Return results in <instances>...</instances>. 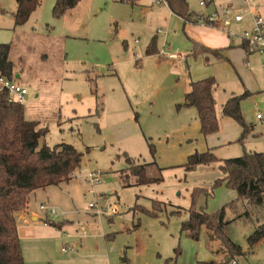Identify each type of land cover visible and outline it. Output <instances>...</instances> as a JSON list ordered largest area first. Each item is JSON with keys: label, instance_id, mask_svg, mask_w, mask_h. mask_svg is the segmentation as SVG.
<instances>
[{"label": "rangeland", "instance_id": "obj_1", "mask_svg": "<svg viewBox=\"0 0 264 264\" xmlns=\"http://www.w3.org/2000/svg\"><path fill=\"white\" fill-rule=\"evenodd\" d=\"M200 1L187 0L193 15L210 13L226 0ZM54 3L41 0L25 23L15 25L16 1L0 0V43L11 45L12 78L27 89L25 117L46 128L41 143H68L82 154L71 179L29 194L37 219L28 216L25 222L16 216L24 264H204L209 256L214 264H222L218 260L228 257L226 249L204 234L195 241L180 232L193 188L208 192L196 197L194 208L209 213L226 206L234 195L223 185L213 188L221 177L214 163L184 169L191 153L205 151L209 134L201 135L196 109L179 104L186 74L189 80L196 78L213 63L216 79L228 81L234 75L248 85L246 71L251 68L257 79L262 74L264 78V54L253 52L248 59L237 46L240 31L252 25L243 0L241 22H232L228 31L208 26L229 36L228 59L203 54L184 59L182 53L191 46L189 35L164 0H80L59 17L52 12ZM154 35L156 51L148 55L145 50ZM247 97L241 107L245 121L255 120L257 113L264 118V95L256 103ZM216 111L220 128L223 114L221 108ZM242 145L221 148L217 156H240ZM127 158L134 165L155 161L163 181L136 184ZM150 169L148 175L158 178L156 168ZM89 172L102 173L94 193L86 181ZM152 200L174 205H162L151 216L141 208L151 210ZM40 203L54 207L56 214L40 210ZM225 212L227 219L233 217L228 207ZM262 216L264 223V209ZM253 229L251 222L240 219L230 225L232 240L243 250L234 258L242 264H264V239L252 247L247 243Z\"/></svg>", "mask_w": 264, "mask_h": 264}, {"label": "trees", "instance_id": "obj_2", "mask_svg": "<svg viewBox=\"0 0 264 264\" xmlns=\"http://www.w3.org/2000/svg\"><path fill=\"white\" fill-rule=\"evenodd\" d=\"M15 1L13 21L15 25H22L39 6L41 0ZM79 1L55 0L52 12L54 16L59 17ZM164 1L170 10L182 17L185 22L196 23L195 15L188 11L186 0ZM154 45L155 38H152L145 53L153 54L156 51ZM240 46L250 49L244 41L240 43ZM10 48V44L0 43V74L8 78L14 75L13 63L8 58ZM207 53L217 59H222L218 51L207 50L198 45H194L190 51L193 56ZM216 90L217 82L212 76L190 81L184 102L179 104L195 107L200 123V133L204 136L215 133L219 129ZM249 95L248 91L233 95L225 101L221 108L224 116L234 119L242 127L240 142L253 128L252 124L245 121L241 112V101ZM46 131L45 127L39 126L37 120L25 117V107L22 103L9 100L7 92L0 90V264H24L15 214L26 207L29 194L36 189L68 181L80 165L82 154L72 145L60 143L49 146L41 143L40 140ZM150 150L154 152L152 145H150ZM126 161L129 163L130 173L134 176L136 184L163 181L162 170L155 161L142 165H134L130 158ZM214 162H219L218 169L222 176L215 179L213 188L223 185L234 190L237 195L226 206L214 213H209L202 208H194L196 197L202 192L207 195L208 192L203 188H193L191 206L186 209L187 218L181 222L180 232L195 241L199 240L202 229L211 232L219 245L228 253L227 259L223 262L226 263L229 259L243 253L242 247L230 236V225L234 220L240 219L253 224L254 229L247 237L250 247L264 239V223L261 222L264 209V152L244 151L240 156L218 159L209 150L195 151L188 156L184 169L190 171L198 165H208ZM151 166L156 168L154 172L158 174V178L148 175L147 171L151 170ZM162 205L167 204L152 200V209L141 208V211L156 216L157 211L162 210ZM225 207L232 211V218H226ZM179 212L180 209L169 213ZM46 223L51 224L49 220H46ZM174 250L176 254H179L180 251L177 248ZM121 261L126 263L127 259L121 257Z\"/></svg>", "mask_w": 264, "mask_h": 264}, {"label": "crops", "instance_id": "obj_3", "mask_svg": "<svg viewBox=\"0 0 264 264\" xmlns=\"http://www.w3.org/2000/svg\"><path fill=\"white\" fill-rule=\"evenodd\" d=\"M225 4H229V5L232 4V5L236 6L237 8L241 9L240 8L241 0H226V1L222 2L221 5H219V7L222 5H225ZM213 6L216 7V4L212 5V8H213ZM255 6H256L257 11L264 18V0H255ZM167 7L170 10L168 5H167ZM243 9H244V7H243ZM170 13L173 15H176L171 10H170ZM180 18L183 20L182 17H180ZM184 28H185L187 34L189 35L190 45H191L189 49H187L185 52L182 53L184 56V59H186L185 57H188L191 55L190 51L193 49L194 45H198V46L203 47L207 50L218 51V53L221 55L222 59L228 57L226 49L230 47L229 43L231 42V40H230L229 36L227 34H225L224 32H222L221 30H218V29L213 28V27H208L207 25H197L196 23L192 24V22H185V21H184ZM155 37L156 36L154 35L152 38H155ZM151 39H150V41H151ZM150 41H149V43H150ZM149 43H148V45H149ZM237 46H239L241 48V50L243 51V53L245 54V56L248 59L250 56L253 55V52H258L256 50L250 48V47H249L250 49H245V48L240 46V43ZM154 47L156 48V43H155ZM262 54H264V53H262ZM205 55H207V57H209L208 55H211V54L207 53ZM246 63H247V66H249V61H246ZM214 64L215 63H213L211 66L206 67V70L202 71L200 75H198L196 78H193L190 80L197 81V80L206 78L210 75H213L211 68L213 67ZM208 65H210V64H208ZM262 69L264 70V68H262ZM253 70L254 69L251 68V69H248L246 71V76L248 77V80H249L248 85H246L247 82H245V81L243 83H241L240 80L238 81L234 75H231L230 78L228 79V81H223L219 77L216 79V77L213 75V77L215 78V80L217 82V91L216 92L219 91V96L217 97L215 95L217 108H219V109L222 108V105L225 103V101L229 97H231L233 95H239L245 91H248L250 93L253 92V95L251 93V95L249 97H250V99H253V101L255 103L259 101L258 97L262 94L264 95V78H263V74H262L261 77L259 79H257L256 72ZM257 72H259V69ZM15 76L18 78L20 76V74H15ZM190 77H191L190 74H186V76H185V91H184L185 93L189 90V82H190L189 78ZM229 82L234 85L233 88L229 87V85H228ZM185 93H184V96H185ZM249 97H247V98H249ZM243 101H245V99H243L241 101V107L243 106L242 105ZM262 101L264 102V98ZM183 102H184V97H183V100L181 101V103H183ZM183 106H190V105H183ZM242 109H243V107H242ZM186 111H191V110H186ZM257 114H260V113H257ZM257 114H256V119L249 122V124L253 125V128L245 136V138L243 139L242 142L239 141V138H240L241 132H242V127L234 119L223 115V117L220 119V123H222V126H220L219 130L216 131L215 133H211L208 135V137H207L208 138V144L206 146L205 151H207V150L211 151L212 150V151H214L213 153L216 154V157L218 159H225V157L223 158V157L217 156L218 151L221 148H225V147H227L226 149H228L227 151H229V147H231L237 143H241V144H243L242 146L245 149V152H264V118L263 117L257 118ZM198 125H199V130H200L199 120H198ZM204 137H206V136H204ZM202 151L204 152V150H202ZM237 154L238 153H236L235 155H227V156H236ZM214 165H215L214 167H218L219 162H214ZM200 166L201 165H199L197 168H199ZM160 168H161V166H160ZM219 174L222 176V173L220 171H219ZM37 190L38 189L34 190L33 193H35V191H37ZM233 195H234V198L237 195L234 190H233ZM158 201L162 202L164 204H167V206H170V207L174 205V204H171L170 201H166V200H158ZM15 216H18V218H22L25 222L27 221L28 216L32 217L33 219L38 218V215L30 209L29 203L26 204V207L23 210L17 212L15 214ZM202 234H204L208 240H213L219 245L217 239L208 230L202 229L200 232V236ZM223 253H224V251H223ZM226 259H227V257L224 254L222 259H220L218 261L221 262V261H224ZM213 260L214 259L213 258L210 259V256H209L208 258L203 259L201 262L204 264H214L215 261H213Z\"/></svg>", "mask_w": 264, "mask_h": 264}, {"label": "built area", "instance_id": "obj_4", "mask_svg": "<svg viewBox=\"0 0 264 264\" xmlns=\"http://www.w3.org/2000/svg\"><path fill=\"white\" fill-rule=\"evenodd\" d=\"M158 3L161 0H151ZM209 0H201L200 5H204ZM244 10L248 12L252 19V25L250 29H243L240 31L242 41L246 42L250 48L264 53V18L257 11L255 6V0H243ZM196 24L208 25L218 27L228 31V26L232 23H239L243 20V13L241 9L234 5L225 4L217 7L214 11L203 14L198 13L194 16ZM158 31H161L158 29ZM138 40H135L137 42ZM171 56V54H170ZM0 90L7 92L9 100L13 102L22 103L24 96L27 94V89L15 78H8L5 75L0 74ZM257 118H262L261 114H257ZM74 176V173L71 177ZM86 176V181L92 187L89 192L94 193L93 188L101 183L102 173L89 172ZM90 208H95L94 203H89ZM40 210L48 211L49 215H55L56 210L54 207L48 208L43 203L39 205ZM115 211V209H114ZM96 213H101L99 209H96ZM62 251L67 252L66 248H62ZM224 262V261H223ZM222 264H242L236 258L229 259L226 263Z\"/></svg>", "mask_w": 264, "mask_h": 264}]
</instances>
